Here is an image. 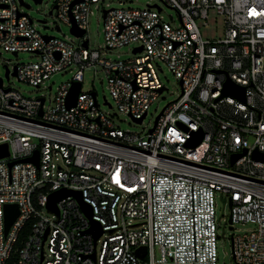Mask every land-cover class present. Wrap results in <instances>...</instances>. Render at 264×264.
<instances>
[{
  "label": "built area",
  "instance_id": "2783aa9c",
  "mask_svg": "<svg viewBox=\"0 0 264 264\" xmlns=\"http://www.w3.org/2000/svg\"><path fill=\"white\" fill-rule=\"evenodd\" d=\"M76 1L55 0L50 14L85 33L58 38L40 32L26 0H0V54L37 56L12 70L6 65L10 75L16 71L41 88L53 74L72 72L48 107L46 96H26L0 76V144L9 146L0 158V264L14 252L15 264H218L217 192L230 204L231 228L255 225L231 235L236 264H264V159L254 157L264 153V0L103 9L99 49L90 46L89 21L93 5L99 9L104 0ZM165 7L177 11L180 24L165 19ZM213 14L221 32L208 38L198 22L208 25ZM133 43V59L107 57ZM157 61L182 91L146 134L121 129L96 92L82 86L68 107L73 83L83 85L84 70L100 66L113 99L105 104L142 123L167 89ZM229 82L244 96L227 91ZM199 132L202 141L189 146ZM37 153L38 164L23 161ZM233 154L242 155L232 162ZM64 189L81 192L92 207L103 228L97 240L74 194L60 198L55 211L48 208L51 194ZM9 204L19 215L6 233ZM140 246L147 248L143 257Z\"/></svg>",
  "mask_w": 264,
  "mask_h": 264
},
{
  "label": "rangeland",
  "instance_id": "374dc122",
  "mask_svg": "<svg viewBox=\"0 0 264 264\" xmlns=\"http://www.w3.org/2000/svg\"><path fill=\"white\" fill-rule=\"evenodd\" d=\"M30 3V8H26V12L38 22V29L42 34L55 35L58 38L74 37L71 32V26L65 23H61L54 12V15L50 14V10L55 5V0H43L42 2L36 3L34 0H26ZM160 4V0H104L100 3L98 9L96 5H93V14L90 16L89 31L88 35L90 38L91 48L99 49L100 46L105 44V35L103 32L104 18L103 9L120 8V7H134V8H145L148 4ZM165 19L174 25L180 24L179 15L175 9L165 7L162 11ZM212 17H216L214 14ZM46 21V22H43ZM218 21L219 23H216ZM221 18L211 19L208 25H204L202 22H198L203 36L212 38L221 32ZM61 24L62 29L57 30L56 25ZM77 42L79 40H76ZM136 43L117 47L113 51L107 53V57L114 60H129L135 57L133 48ZM37 56L32 55L30 52L22 51L18 56L9 52L2 51L0 54V76L4 78L6 86L11 85L12 87L20 90L24 95L29 97L46 96V106L53 105L55 102V96L59 86L68 81L72 77V72L60 71L53 74L46 82L38 88L32 84H29L23 80H19L16 75L11 74L8 78L6 76V65L11 70L13 66L21 62L36 61ZM158 68L162 70L158 71L159 77L162 83L167 89L160 94L158 99L151 104L149 112L142 123H136L132 118L127 115L120 113L116 107L111 108L108 104H105V99L113 102L108 87L107 73L106 71L98 67H87L84 70V82L82 85V91L91 92L95 91L97 94V100L103 110L109 112L114 122L123 130H130L133 132H139L146 134L148 129L152 128L156 122V118L162 112V110L172 101L178 98L182 91L181 84L176 78L175 74L171 72L168 66L162 62L157 61ZM49 86H52L50 89ZM231 214V207L227 200L221 197L219 192L216 193V219L218 222L219 237H218V264H236L234 259V248L231 240V235L249 233L255 228V225L251 222L247 223H236L234 228L230 227L229 218ZM159 254V249H157Z\"/></svg>",
  "mask_w": 264,
  "mask_h": 264
},
{
  "label": "water",
  "instance_id": "95a60500",
  "mask_svg": "<svg viewBox=\"0 0 264 264\" xmlns=\"http://www.w3.org/2000/svg\"><path fill=\"white\" fill-rule=\"evenodd\" d=\"M34 1L36 3H39L42 0H34ZM77 1H79V0H77ZM71 32H72V34H74L76 36H79V37L83 36V34L85 33L84 30H80L76 26H73L71 28ZM48 39H49V36H48ZM84 46H88L87 41L84 42ZM142 50H143V47L140 46V47L135 48L134 52H140ZM15 55H17V53H15ZM13 75H16V71L13 72ZM6 76L8 78L10 77V69H8V68L6 69ZM1 82H2V79H1ZM81 86H82V84L80 82H74L73 83V86L71 88V91L69 93L68 100H67L68 107H72V106L76 105L77 99H78V96H79V93H80ZM232 86L233 85H232L231 82L227 83V91L231 90L235 94H237L239 97H243L244 96V88H240V87L231 88ZM42 102H44V98H42ZM40 113L42 114V111ZM141 121H142L141 119L138 120L139 123ZM202 139H203V134H202V132H199L197 138L195 140H193L189 144V146L196 147L202 141ZM8 155H9V146H8V144L7 143L0 144V158L6 157ZM241 155L242 154H233L232 155V162H234ZM254 157L255 158L264 159V153H260V152L256 151L254 153ZM28 160L34 161L36 164H38V153L34 157L29 158V159H25L23 161H28ZM69 194H74L78 198V200L81 203L84 211L86 212L88 217L92 219V216H93L92 207L83 200L82 193L79 192V191L75 192V191L64 189V190H60V191L54 192L50 196L51 199H50V202L48 204V208L51 211H55L56 210L57 201L60 198L65 197V196H67ZM18 215H19V209H18V206L16 204H9V205L6 206V233L8 232L9 228L11 227L12 223L14 222V220L17 218ZM229 221L231 223L232 219L230 218ZM89 231L92 232L95 235V239L96 240L103 234V228L99 225V223L97 221H95L93 219H92V226L89 229ZM146 250H147V248L145 246H140V247L137 248V253H138L139 256L143 257L145 255V253H146Z\"/></svg>",
  "mask_w": 264,
  "mask_h": 264
},
{
  "label": "trees",
  "instance_id": "16d2710c",
  "mask_svg": "<svg viewBox=\"0 0 264 264\" xmlns=\"http://www.w3.org/2000/svg\"><path fill=\"white\" fill-rule=\"evenodd\" d=\"M23 237L24 236H22L20 241L17 243V247H19L21 245V240L23 239ZM17 258H18V254L16 252H14L7 264H15L17 262Z\"/></svg>",
  "mask_w": 264,
  "mask_h": 264
}]
</instances>
